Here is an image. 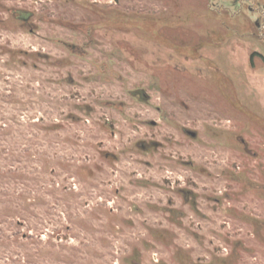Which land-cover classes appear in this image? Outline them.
<instances>
[{"label": "rangeland", "instance_id": "obj_1", "mask_svg": "<svg viewBox=\"0 0 264 264\" xmlns=\"http://www.w3.org/2000/svg\"><path fill=\"white\" fill-rule=\"evenodd\" d=\"M258 1L0 0V264H264Z\"/></svg>", "mask_w": 264, "mask_h": 264}, {"label": "flooded vegetation", "instance_id": "obj_2", "mask_svg": "<svg viewBox=\"0 0 264 264\" xmlns=\"http://www.w3.org/2000/svg\"><path fill=\"white\" fill-rule=\"evenodd\" d=\"M263 2H261V1H258V3H261V6H262V9H260L261 7H259L258 8V10H256V15L258 14V19H257V21L255 20V24L257 25H259V22L261 21V20H264V14H262V13H264V0H262ZM246 2V0H234V3H235V5H237L239 8L241 7L242 8V6L240 5V4H243V3H245ZM248 8L249 9H252L251 7H250V4H248ZM251 11V10H250ZM255 14V13H254ZM260 27L261 28H263L264 29V26H262V22H260ZM260 29V28H259Z\"/></svg>", "mask_w": 264, "mask_h": 264}, {"label": "water", "instance_id": "obj_3", "mask_svg": "<svg viewBox=\"0 0 264 264\" xmlns=\"http://www.w3.org/2000/svg\"><path fill=\"white\" fill-rule=\"evenodd\" d=\"M192 137H195L196 136V133L195 132H191V131H189L188 132Z\"/></svg>", "mask_w": 264, "mask_h": 264}, {"label": "trees", "instance_id": "obj_4", "mask_svg": "<svg viewBox=\"0 0 264 264\" xmlns=\"http://www.w3.org/2000/svg\"><path fill=\"white\" fill-rule=\"evenodd\" d=\"M253 57H254V53L251 55V61H252Z\"/></svg>", "mask_w": 264, "mask_h": 264}]
</instances>
